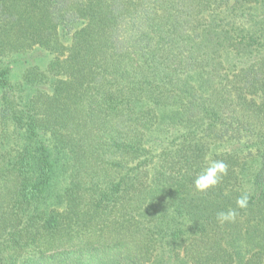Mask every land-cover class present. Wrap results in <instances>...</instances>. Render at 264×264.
I'll list each match as a JSON object with an SVG mask.
<instances>
[{
  "label": "trees",
  "instance_id": "trees-1",
  "mask_svg": "<svg viewBox=\"0 0 264 264\" xmlns=\"http://www.w3.org/2000/svg\"><path fill=\"white\" fill-rule=\"evenodd\" d=\"M0 264H264V0H0Z\"/></svg>",
  "mask_w": 264,
  "mask_h": 264
},
{
  "label": "clouds",
  "instance_id": "clouds-1",
  "mask_svg": "<svg viewBox=\"0 0 264 264\" xmlns=\"http://www.w3.org/2000/svg\"><path fill=\"white\" fill-rule=\"evenodd\" d=\"M228 165L222 160H211L209 165L197 174L193 181V186L198 192H206L215 188L221 183L222 178L227 175ZM249 195L244 193L240 195L235 203L236 209H246L249 204ZM236 209H230L227 212H218L217 220L221 223L232 222L236 219L238 212Z\"/></svg>",
  "mask_w": 264,
  "mask_h": 264
}]
</instances>
